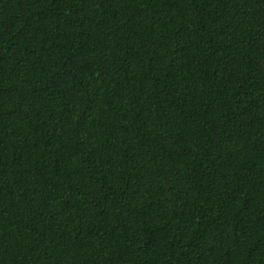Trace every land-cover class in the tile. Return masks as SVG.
I'll return each instance as SVG.
<instances>
[{
  "label": "trees",
  "instance_id": "1",
  "mask_svg": "<svg viewBox=\"0 0 264 264\" xmlns=\"http://www.w3.org/2000/svg\"><path fill=\"white\" fill-rule=\"evenodd\" d=\"M0 264H264V0H0Z\"/></svg>",
  "mask_w": 264,
  "mask_h": 264
}]
</instances>
